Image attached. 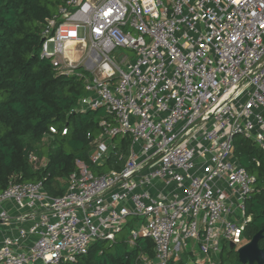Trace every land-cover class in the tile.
<instances>
[{"label":"built area","instance_id":"built-area-1","mask_svg":"<svg viewBox=\"0 0 264 264\" xmlns=\"http://www.w3.org/2000/svg\"><path fill=\"white\" fill-rule=\"evenodd\" d=\"M42 39L41 55L84 81L74 111L110 116L100 121L92 164L118 154L117 138L130 139L129 155L122 170L102 173L77 158L61 196L43 181L11 182L0 219L15 224L0 264L74 261L132 219L129 245L154 242L155 258L142 254V264L179 259L189 241L208 264L222 240L241 245L258 179L234 141L264 151V0H67ZM117 49L134 55L113 56Z\"/></svg>","mask_w":264,"mask_h":264},{"label":"trees","instance_id":"trees-1","mask_svg":"<svg viewBox=\"0 0 264 264\" xmlns=\"http://www.w3.org/2000/svg\"><path fill=\"white\" fill-rule=\"evenodd\" d=\"M66 2L0 0V193L13 181H43L48 194L61 196L76 170L77 158L102 173L105 168L122 170L129 155L130 139L117 138V152L124 153V158L119 160L113 152L104 165L92 164L90 154L101 132L100 121L110 116L104 108L74 111L86 94L83 79L61 73L41 55L42 32ZM234 153L258 179L257 190L247 200L252 220L245 227L244 244L264 228V151L252 140L237 136ZM34 154L46 159L44 166L35 165ZM134 222L132 219L127 228ZM123 231L115 240L93 242L87 254L62 264H142V254L155 258L151 238L140 237L131 246ZM260 246L264 248V237ZM236 247L221 246L214 257L217 264H243ZM189 256L190 251L179 259L172 257L167 264H187Z\"/></svg>","mask_w":264,"mask_h":264},{"label":"water","instance_id":"water-1","mask_svg":"<svg viewBox=\"0 0 264 264\" xmlns=\"http://www.w3.org/2000/svg\"><path fill=\"white\" fill-rule=\"evenodd\" d=\"M264 237V228L255 233L252 238L237 249L239 260L243 264H264V248L260 246V240ZM231 248L235 247L230 242Z\"/></svg>","mask_w":264,"mask_h":264},{"label":"rangeland","instance_id":"rangeland-1","mask_svg":"<svg viewBox=\"0 0 264 264\" xmlns=\"http://www.w3.org/2000/svg\"><path fill=\"white\" fill-rule=\"evenodd\" d=\"M121 53H128L130 56H133V55H134V53H133L132 51H130V50H126V49H117V50L114 52L113 56H118V55H120ZM45 162H46V159H42V160L39 162V164H37V165H38L39 167H42V166H44ZM95 166H97V165H95ZM101 169H102V168H101ZM103 169H104V168H103ZM107 170H108V169L105 168L104 171H107ZM94 172H95V171H94ZM95 173H96V172H95ZM128 234H129V228H127L126 230H124L122 235H123V236H124V235L127 236ZM107 244H108V243H107ZM189 244H190V249H192L193 246H194V243H193L192 241H189ZM223 245H226V247L229 246V245H230V241H227V240L223 241L221 246H223ZM241 245H243V243H242ZM241 245H239V246H237V247L235 248L236 251H237V249H238ZM197 251L200 252L199 247L197 248ZM199 252H196V254L194 255V258H196V260H197V259H200V261H201L202 264H208V263H207V258H206V256H205L204 254H202L201 252H200V253H199ZM215 256H216V254H214V255L212 254V255H211V258H212V259H210V261H213L212 264H217V263H218V259H217V258H214Z\"/></svg>","mask_w":264,"mask_h":264},{"label":"crops","instance_id":"crops-1","mask_svg":"<svg viewBox=\"0 0 264 264\" xmlns=\"http://www.w3.org/2000/svg\"><path fill=\"white\" fill-rule=\"evenodd\" d=\"M12 224H15V222L13 221V222H11V223H7V222H5L4 220H1L0 219V244H1V240L5 237V236H8V235H10L11 234V229H12V227H13V225ZM196 248H198V246H193V248L192 249H189V250H186V251H184V253L183 254H186L187 252H192V256H189V260L188 261H193V260H195L196 261V258H194V255L196 254V251H194V249H196ZM190 255V254H189ZM214 255V254H213ZM216 255H217V253H216Z\"/></svg>","mask_w":264,"mask_h":264}]
</instances>
